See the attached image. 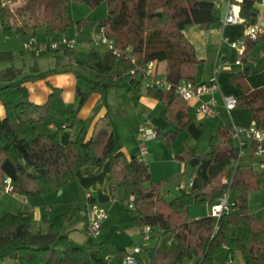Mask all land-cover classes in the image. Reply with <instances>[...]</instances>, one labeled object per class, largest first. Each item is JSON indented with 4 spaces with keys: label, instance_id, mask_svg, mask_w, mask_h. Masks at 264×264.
<instances>
[{
    "label": "trees",
    "instance_id": "obj_1",
    "mask_svg": "<svg viewBox=\"0 0 264 264\" xmlns=\"http://www.w3.org/2000/svg\"><path fill=\"white\" fill-rule=\"evenodd\" d=\"M85 1L91 6L106 1L107 16L74 19L68 11V0H20L14 8H0V30L6 35L24 34L29 38L44 28L47 37H56L70 28L87 33L94 25L104 26L118 47L123 50L130 47L135 56L132 61L126 55L101 51L99 47L60 48L89 72L76 75V107L65 101L61 87L51 83L52 92L46 102L30 99L24 82L46 78L49 71L35 70L18 77L14 67L0 74V81L8 80L0 84V101L6 111L0 117V178H12L13 193L45 195L63 188L81 167L94 165L99 171L111 160L108 180L112 196L119 188L124 189L125 200L133 195V206H128V210L136 226L142 231L150 224L154 226L152 237L155 231L160 234L158 237L172 233L175 241L174 247L158 244L145 247L147 258L139 254L136 264H183L187 258L194 259L193 264H228L229 257L238 254L244 264H264V216L258 217L248 207L249 191L264 183V167L256 169L244 156L234 164L239 150L232 124H221L209 138L208 151L201 154L210 159L208 180L201 179L198 188L171 199L164 196L165 179H151L147 161L136 156L129 158L119 148L114 129L102 126L87 137L89 122L83 121L76 137L62 142L60 132L68 126L65 122L54 131L40 128L41 122H50L57 116L73 123L93 93L127 86L135 104L142 93L163 103L162 114L171 128L156 129V138L172 144L180 132H187L186 146L175 158L188 161L198 156L195 141L202 135V129L189 118L187 101L176 91L182 80L194 78L193 67L198 62L195 46L184 28L189 23L210 28L221 19L219 7L212 0ZM256 1L259 0L240 2L246 24L255 21ZM254 47L264 51V32L246 38L244 57ZM15 57L12 50L0 49V62H13ZM149 61H155L158 73L172 83L170 89L144 86L138 66ZM259 69L264 70V63ZM250 71L246 67L238 76L245 77ZM237 106L249 108L253 124L264 129V85L247 88L238 97ZM255 145L254 141L250 143L251 152ZM224 176L226 181L222 180ZM147 181H151L149 186L145 185ZM228 189L232 191L233 210L220 217L210 213L191 217L194 204H213ZM79 212L80 207L75 206L52 219L45 215L43 222L47 228L37 230L33 229L32 216L27 211L0 214V259L10 258L12 264H96L106 260L107 264H125L128 250L109 240L89 236L85 246L70 242L64 228ZM222 252L225 263L216 261Z\"/></svg>",
    "mask_w": 264,
    "mask_h": 264
},
{
    "label": "crops",
    "instance_id": "obj_2",
    "mask_svg": "<svg viewBox=\"0 0 264 264\" xmlns=\"http://www.w3.org/2000/svg\"><path fill=\"white\" fill-rule=\"evenodd\" d=\"M212 1H214L215 3L217 2L219 3L218 7L221 11L220 21L213 24L210 28H202L198 23H189L184 28V32L186 36L191 40V42L195 46L198 57V62L193 67V75H194L193 80L197 82H208L212 79H216L219 84V89L215 91L205 92L199 98H194L190 102H187L188 104L187 114L191 120L195 121L197 124L200 125L202 129V134L206 129L211 134H213L218 130L220 125L224 123L232 124V125H244V126L253 125L252 115L246 112L247 111L246 108H239L238 106H236L232 109H227L224 106L223 94L232 93L237 97H240L245 93L247 88H257L264 85V70L259 69L264 63V51L259 50L258 47H254L248 53L247 57H244V54L243 55L240 54L239 50L232 43L244 36L246 23L244 22L226 23L223 26H221V21L227 14L229 4L232 0H212ZM255 7L257 10V15H256L257 17L261 11L259 1H256ZM263 18H264V14H263ZM69 31L72 32L73 28H70ZM238 59H241L239 63L237 62ZM65 64L66 63H64V67L62 68L57 67L56 69L42 70L49 72L56 71L53 74L49 73V75L46 78H40L35 80L30 79L24 82V84L28 87L29 96L32 101L37 103L46 102L50 93L52 92V88L49 84L51 83L54 86H58L62 88V95L67 103L70 104V102L71 103L77 102V96H76L77 70L70 71L69 66L71 65H65ZM246 67H250L251 71L249 72V74L246 75L245 77L238 76V73ZM18 74H19L18 77H21L26 73L20 72ZM144 86L146 85L144 84ZM116 88L117 86L108 87L107 89H105L103 93L100 92L93 93L89 97L85 105L79 110L77 117L74 119L73 123H71L70 121H66L64 117L57 116L50 122H41L40 128L44 131H54L63 122H65L68 126L66 128H63L62 131L60 132L61 141L65 142L68 138L76 137L79 129L82 126V122L85 121V122H89L87 137H90L99 128L102 127L101 126L102 122L100 123V119L104 118L107 115L108 109L112 105L114 112H116L117 116L119 117L117 123H115V133L117 135V142L119 148L123 150L124 153L129 158L133 156H136L139 159H143V160H146V158H151L149 157V155H152L153 150L146 147L147 151L145 153H141L139 145L135 141V134L138 133L139 139L142 140L138 131V126L141 124L155 129H161L163 131H166L171 128L170 122L162 114L163 103L154 97L142 93L140 95L138 104H135L132 99L130 103V109L129 110L122 109L123 107L120 102L117 103L116 101L112 100V96L115 99L116 98L119 99L121 97V92H119V90H117ZM200 100H205V101L212 100L213 102L212 106L218 110V113L213 117H202L197 111V104ZM98 103H100L99 110L96 113V115H93L92 113L94 106ZM5 112H6L5 106L2 103V101H0V117H3L5 115ZM130 114H132L133 117L131 123L129 124L128 127H126L125 125H123L122 127L119 124V121L121 119H127ZM249 115L251 116L250 117L251 119H249ZM250 120L252 121L250 122ZM186 138L187 135L185 136L184 139ZM152 139L155 138H151L150 140ZM143 146L145 145L143 144L142 147ZM206 151H208V149H205L203 151L197 150L198 156L189 160L192 164H194L196 170L193 173V178L184 181L182 184L179 185V189L181 193L185 191L195 190L196 188H198L201 179L208 180L210 159L205 156L201 157V154L205 153ZM250 154H251V149L248 147L246 154L244 155L245 161H252L254 165L256 161L259 162L262 161L264 163V154L260 156H251V157ZM155 158L156 157L152 159L156 160ZM110 167H111V160L106 161L104 166L99 171L97 170V167L94 165H87L81 167L80 169L77 170L76 177L71 181H69L63 188H61L62 191L60 192V194L66 195V198L68 199V204H74L78 202L83 204L82 206H77V207H80V212H83L84 219L81 229L84 230L86 233H87L86 208L84 205L85 204L84 200H85V193L87 190H91L94 192L98 201L108 209V212H109V208H111L114 205L117 199V195L120 194L123 195L124 197V189L122 188H119L117 190L115 196H112L109 190L108 174L110 171ZM186 169L187 166L185 164V161H183L182 171L185 172ZM152 173L153 172H151V179L154 181L165 179V178L154 179L152 177ZM190 181L193 182L192 185H189ZM57 192H52L45 195H31V196H23L19 193L16 194L19 199L24 200L25 202H28L30 204L29 209H22V210L27 211L32 216V222L34 218L38 221H42L43 225H41L39 228L43 229L45 225L44 229H46L47 225L43 222V217L45 215H47L49 219H52L59 213L64 212V211L59 212L54 216H51L49 214V212L54 210V207H56L60 203V198H59L60 196H58L59 194ZM164 193H166L165 190ZM210 205L211 204H206L207 206L206 211H202V210L200 211L198 210L200 209L199 208L200 206L194 204L191 208V217L197 218L202 215L209 214ZM193 209H196L195 214L192 212ZM107 219L108 218L104 220L101 228L100 237L102 240H109L115 246L124 247L126 248V250H130L135 244L138 243L142 244L143 248L153 245L148 243V241L146 240H145L146 243H143L142 231L136 226L135 223L130 228L131 234L137 238L135 240L134 245L131 244L128 245L127 247L121 246L112 237L111 238L109 237L110 239L104 238L103 235H105V230L107 229L109 224L121 225V223H118L116 220L115 221L112 220L111 222L107 223L106 222ZM73 228H79V227L75 226ZM68 234L70 239V234H72V232ZM161 237L162 236L156 238H158L160 241ZM140 255H142L145 259L148 256V254L144 250L142 253H140ZM107 261L108 260L96 264H107Z\"/></svg>",
    "mask_w": 264,
    "mask_h": 264
},
{
    "label": "rangeland",
    "instance_id": "obj_3",
    "mask_svg": "<svg viewBox=\"0 0 264 264\" xmlns=\"http://www.w3.org/2000/svg\"><path fill=\"white\" fill-rule=\"evenodd\" d=\"M1 8V4H0ZM68 11L69 14L74 19H80L83 17H89V18H96L101 19L105 18L108 13L107 8V2L102 1L96 6H91L88 2L85 0H68ZM70 32V31H69ZM37 39H46L47 36L45 35V29L40 28L38 35L35 36ZM27 36L24 34H11L6 35L3 31L0 30V49L3 50H12L15 53V60L13 62H0V74H4L8 72L11 68H16V72H23L26 74L32 73L35 70H45V69H56L57 67H64L65 65H71L69 66V70L76 71V73H82L89 75V72L86 68L78 65L75 61V57L72 55H67L64 53L63 50H46L40 55H35L34 53L28 51L24 47V42L26 41ZM101 51H104L105 49L102 47H99ZM59 56V57H58ZM56 72V71H54ZM53 71L50 72L51 74L54 73ZM8 80L0 81L1 83L7 82ZM122 87V88H121ZM117 86V90L121 92V97L113 98L112 100L116 101L117 103L122 104V109L129 110L130 109V103L132 101V94L128 91L127 87L124 86ZM113 90V89H110ZM129 92V93H127ZM77 96V95H76ZM109 99V96H108ZM78 104V96H77V102L71 103L70 105L72 107H76ZM100 107V103L96 104L93 109V115H96ZM239 107V106H238ZM239 108H246V112L251 114V111L247 107H239ZM251 116L249 115V119ZM118 116L116 112L113 110V106L111 105L108 109L107 115L104 118L100 119L101 126H107L110 129L115 130V123L118 121ZM133 117L132 114L129 115L127 119H121L119 121V124L123 127L125 125L126 127L129 126L131 123ZM252 120H250L251 122ZM246 126V125H245ZM248 126V125H247ZM76 128V126H75ZM116 134V133H115ZM187 133L185 131L180 133V138H178L175 142L172 144H167L163 140L159 138L155 139H148L145 141H142L139 139L138 133L135 134V141L139 145L140 150L142 149V145L144 144L145 147L152 149V155H149L151 158H146L145 161H149L152 177L154 179H161L165 178L164 183V190L166 193H164V196L167 199H171L179 194H181V191L179 189V185L182 184L184 181H187L191 178H193V173L195 172L196 168L194 164H192L189 160L185 161V164L187 166L186 171H182V165L183 161L175 158V153L179 152L181 149H183L186 146V139L185 136ZM212 134L206 129L204 130L203 134L199 139L196 140L195 144L198 151H203L205 149H209V138ZM74 136V134H73ZM117 137V135H116ZM133 141V140H132ZM156 157V160H153L152 158ZM151 161V162H150ZM256 169H260L259 161L255 162ZM153 170V171H152ZM151 184V181H148L146 185ZM193 188V187H192ZM121 190V189H120ZM60 196V203L54 207V210L50 211L49 214L51 216H54L58 214L59 212L65 211L69 209L70 207L74 206H82V203H74V204H68V199L66 198V195L60 194V192H57ZM55 193V194H57ZM57 196V195H56ZM85 205V204H84ZM197 206H200L198 210L206 211L207 206L206 204H196ZM128 203L124 199L123 195H117V199L114 203V205L109 208V217L106 220L107 223L113 221H117L120 224H112L108 225L107 229L105 230V235H103L104 238L110 239L111 237L116 240V242L121 246H128V245H134L135 240L137 239L131 234V227L134 225L133 218L128 210ZM248 207L250 212H254L258 217L264 216V183L262 186L258 189H253L249 191L248 195ZM30 204L28 202H25L24 200H21L17 197L16 193H5L1 195L0 197V214L3 215L6 212H17L20 209H29ZM195 208V207H193ZM192 212L195 214L196 209H193ZM83 212H80L76 218L70 220L67 222L64 231L67 233L72 232L70 234V242L75 245H87V239L88 235L87 233L81 229V226L83 224ZM43 225L42 221H38L34 218L32 222V227L34 230L39 229V227ZM79 227V228H73V227ZM242 228V226H239ZM45 228V225H44ZM43 228V229H44ZM160 234L155 231V237H152L150 240H148V243L156 245L159 244L163 247H174L175 241L173 239V234L168 233L166 235H163L159 241L158 237ZM110 237V238H109ZM141 239V238H140ZM143 243H146L145 240H143ZM152 246V245H151ZM237 258L236 264H244L242 261V258L240 254L235 256ZM0 264H12L13 260L10 258H4L0 259ZM216 261L219 263H225V253L222 252L216 257ZM194 259H185L183 264H193Z\"/></svg>",
    "mask_w": 264,
    "mask_h": 264
},
{
    "label": "built area",
    "instance_id": "obj_4",
    "mask_svg": "<svg viewBox=\"0 0 264 264\" xmlns=\"http://www.w3.org/2000/svg\"><path fill=\"white\" fill-rule=\"evenodd\" d=\"M20 0H0L1 6L14 8L18 5ZM241 0H232L229 4L228 12L221 21V26L226 23H238L244 22L245 18L240 13ZM219 6V3H216ZM261 8L260 14L255 18V21L246 24L245 34L242 38L234 41L232 44L236 46L240 54H244L246 38L256 37L258 34L264 32V0H259ZM24 47L34 53L40 55L46 50H56L60 48L69 49H81L87 47H102L106 50H111L118 56L126 55L135 61V56L131 53L130 47L125 50L118 47L115 41L110 38L105 31L104 26L91 27L89 32L82 33L76 29L72 32H64L56 37H47L46 39H37L35 36L29 37L24 42ZM241 59H238L239 63ZM139 73L143 76L145 85H157L170 89L172 83L167 79L165 75L158 73L156 69L155 61H149L146 64H140L138 66ZM219 89V84L216 79H212L208 82H197L193 79H184L177 86L176 91L187 101L190 102L194 98H199L202 94L208 91H215ZM224 106L227 109H232L237 106L238 97L232 93L223 94ZM212 100L205 101L200 100L197 104V111L202 117H213L218 113V110L212 106ZM65 126V124L63 125ZM139 134L142 140H148L156 138L157 130L152 127L145 126L143 124L138 126ZM233 136L236 140V145L239 150V157L234 164L240 162V159L246 154L247 148L250 147L252 141L256 142L253 147L252 155L260 156L264 153V129L257 126L250 125H233ZM147 151L143 146L141 153ZM260 168L264 167L262 161L259 162ZM223 181L227 180V177L222 178ZM193 182L190 181L189 185ZM14 189V182L10 176L0 178V197L5 193H11ZM134 196L131 195L127 200L130 207L133 206ZM85 208H86V231L92 238H98L101 235V228L104 220L108 217V209L103 206L95 194L91 190H87L85 193ZM235 208L232 198V191L226 190L225 193L217 198V200L210 205V214L216 217H220L224 212L231 211ZM154 232V226L147 224L142 230L143 239L148 241L152 238ZM226 248V246L224 245ZM144 250L143 245L135 244L124 257L125 264H136L137 256ZM237 262V258L230 256L227 260L228 264Z\"/></svg>",
    "mask_w": 264,
    "mask_h": 264
},
{
    "label": "water",
    "instance_id": "obj_5",
    "mask_svg": "<svg viewBox=\"0 0 264 264\" xmlns=\"http://www.w3.org/2000/svg\"><path fill=\"white\" fill-rule=\"evenodd\" d=\"M62 191V189H59V192H61Z\"/></svg>",
    "mask_w": 264,
    "mask_h": 264
}]
</instances>
